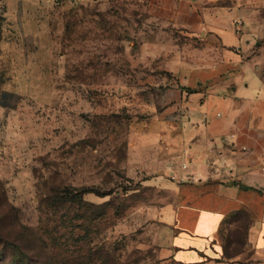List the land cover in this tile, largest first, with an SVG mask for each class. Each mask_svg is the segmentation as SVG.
Wrapping results in <instances>:
<instances>
[{
    "label": "rangeland",
    "instance_id": "1",
    "mask_svg": "<svg viewBox=\"0 0 264 264\" xmlns=\"http://www.w3.org/2000/svg\"><path fill=\"white\" fill-rule=\"evenodd\" d=\"M199 46L147 0H0V264H153L141 206L165 197L134 178L143 126Z\"/></svg>",
    "mask_w": 264,
    "mask_h": 264
},
{
    "label": "crops",
    "instance_id": "2",
    "mask_svg": "<svg viewBox=\"0 0 264 264\" xmlns=\"http://www.w3.org/2000/svg\"><path fill=\"white\" fill-rule=\"evenodd\" d=\"M147 2L201 46L167 67L143 126L134 178L165 197L141 206L144 247L153 264H264V24L250 28V0Z\"/></svg>",
    "mask_w": 264,
    "mask_h": 264
},
{
    "label": "built area",
    "instance_id": "3",
    "mask_svg": "<svg viewBox=\"0 0 264 264\" xmlns=\"http://www.w3.org/2000/svg\"><path fill=\"white\" fill-rule=\"evenodd\" d=\"M74 2H81L82 0H73ZM240 24V23H239ZM261 170L262 172L264 173V161L262 162V165H261Z\"/></svg>",
    "mask_w": 264,
    "mask_h": 264
},
{
    "label": "trees",
    "instance_id": "4",
    "mask_svg": "<svg viewBox=\"0 0 264 264\" xmlns=\"http://www.w3.org/2000/svg\"><path fill=\"white\" fill-rule=\"evenodd\" d=\"M16 261L18 262V260H16ZM21 264H30V263H28V262H26V263L22 262Z\"/></svg>",
    "mask_w": 264,
    "mask_h": 264
}]
</instances>
